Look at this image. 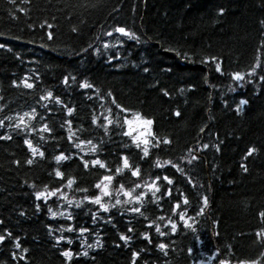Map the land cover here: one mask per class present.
I'll return each instance as SVG.
<instances>
[{"label":"trees","instance_id":"trees-1","mask_svg":"<svg viewBox=\"0 0 264 264\" xmlns=\"http://www.w3.org/2000/svg\"><path fill=\"white\" fill-rule=\"evenodd\" d=\"M221 259L264 264V0H0V264Z\"/></svg>","mask_w":264,"mask_h":264},{"label":"rangeland","instance_id":"rangeland-1","mask_svg":"<svg viewBox=\"0 0 264 264\" xmlns=\"http://www.w3.org/2000/svg\"><path fill=\"white\" fill-rule=\"evenodd\" d=\"M133 126L134 138L138 141L145 140L150 134L151 127L150 124L146 121L134 120L131 122Z\"/></svg>","mask_w":264,"mask_h":264}]
</instances>
